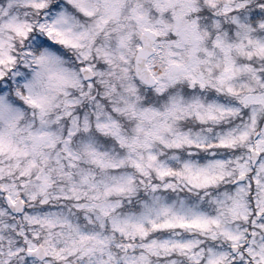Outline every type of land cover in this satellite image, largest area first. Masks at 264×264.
Masks as SVG:
<instances>
[{
	"label": "snow or ice",
	"instance_id": "6c2138e0",
	"mask_svg": "<svg viewBox=\"0 0 264 264\" xmlns=\"http://www.w3.org/2000/svg\"><path fill=\"white\" fill-rule=\"evenodd\" d=\"M0 264H264V0H0Z\"/></svg>",
	"mask_w": 264,
	"mask_h": 264
},
{
	"label": "clouds",
	"instance_id": "9594fccd",
	"mask_svg": "<svg viewBox=\"0 0 264 264\" xmlns=\"http://www.w3.org/2000/svg\"><path fill=\"white\" fill-rule=\"evenodd\" d=\"M194 6H198L203 9L206 6V0H192ZM236 0H214L216 10H223L228 7H235ZM218 23H220L223 33L227 34L228 29L223 27L225 24H230L231 21L225 14L215 18ZM235 31V28L233 29Z\"/></svg>",
	"mask_w": 264,
	"mask_h": 264
}]
</instances>
